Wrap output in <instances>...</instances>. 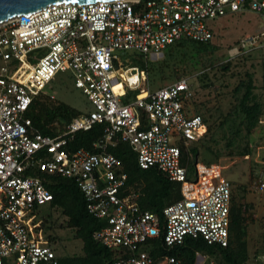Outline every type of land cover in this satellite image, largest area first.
<instances>
[{"label":"built area","instance_id":"2783aa9c","mask_svg":"<svg viewBox=\"0 0 264 264\" xmlns=\"http://www.w3.org/2000/svg\"><path fill=\"white\" fill-rule=\"evenodd\" d=\"M246 11L264 16V0L61 3L0 23V264H60L42 217L53 200L45 184L50 176L77 185L88 213L103 222L94 239L119 253L113 264H181L145 250L157 239L167 249L187 237L228 245L233 186L218 163L197 161L192 168L189 150L207 132L192 84L184 77L152 90L141 64L183 41L210 42L211 21ZM260 43L247 36L230 55ZM60 74H69L91 109L63 132L43 135L28 114ZM97 126L103 134L92 149H71L78 133ZM119 142L131 147L143 170L156 169L180 185L181 198L162 216L140 208L121 160L109 151ZM252 187L264 195L261 174ZM196 264L213 262L198 255ZM248 264H264V237Z\"/></svg>","mask_w":264,"mask_h":264},{"label":"rangeland","instance_id":"374dc122","mask_svg":"<svg viewBox=\"0 0 264 264\" xmlns=\"http://www.w3.org/2000/svg\"><path fill=\"white\" fill-rule=\"evenodd\" d=\"M210 24L214 38L207 49L186 44L150 57V86L157 90L181 78H189L200 103L199 109L211 127L204 141L197 145L200 152L198 160L223 166L224 179L233 186L236 208L242 211L248 225L247 240L252 250L264 236V195L252 189L255 177L258 174L264 177V16L246 11L228 14ZM247 36H258L262 39V46L232 59L231 50ZM146 61L143 59L141 65H146ZM226 65H229L228 69ZM249 75L255 85L250 103L261 104L263 111L259 125L251 133L246 129L239 107L245 86L237 89L240 83L248 81ZM67 76L69 74H60L48 85L43 99L64 103L79 114L88 112L91 106L87 97ZM53 125L58 130L65 123L59 119ZM246 150L250 154L248 159L244 155ZM197 154L196 150L191 152L193 163ZM42 212L52 214L46 225L53 224L50 233L57 237L55 245L59 254L67 257L83 255V242L76 238L75 230L66 227V218L61 210L46 206Z\"/></svg>","mask_w":264,"mask_h":264},{"label":"trees","instance_id":"16d2710c","mask_svg":"<svg viewBox=\"0 0 264 264\" xmlns=\"http://www.w3.org/2000/svg\"><path fill=\"white\" fill-rule=\"evenodd\" d=\"M208 43L183 41L166 48L164 51L186 44H194L200 49H207ZM149 59V57L146 58L145 69L150 82ZM222 68L228 69L229 65ZM242 86H245V93L240 101L239 107L244 115L246 129L251 133L259 125L263 111L261 104L250 103L253 97V91L255 90L251 75H249L248 81L246 83H240L237 89L242 88ZM42 95L33 101L28 116L32 119L36 129L43 135H54L58 132H63L65 126H61V128L55 130L53 124L57 120L63 119L66 125L77 115H80L79 112H76L77 110L64 103H55L49 99L44 100ZM194 105L196 112L203 117L204 122L207 124V132L201 141L202 143L211 130V127L208 119L199 109L200 103L196 100V94ZM102 134L103 129L101 126L95 127L90 132H80L71 143V149H92L93 143L99 140ZM193 150H196L198 154L197 160L194 163L192 161V168L199 161L198 157L200 155L198 146L190 148V153ZM109 151L121 160L124 170L128 175V185L139 194L138 203L143 211L162 216L163 210L167 206L177 202L181 198L180 185L171 181L164 173L156 169L143 170L138 164L136 153L128 144L119 142L115 147H111ZM209 151L212 152L211 150ZM244 155L249 156V150H246ZM216 160L218 159L216 158ZM45 184L53 193V200L47 205V208L60 209L62 215L66 218V227L75 230L76 238L83 242V255L71 257L61 255L60 264H113L117 261L119 255L117 251L108 249L94 239V233L101 229L103 222L88 213L85 197L77 185L72 180L59 176L48 177ZM236 203L233 191L230 238L226 247L209 245L203 238L194 239L187 237L179 247L167 249L162 247V240L157 239L150 245H147L145 250L155 258H161L165 255L174 256L180 260L181 264H196L198 255L206 256L209 263L213 262V264H248L252 254L264 236L250 250L247 240L248 225L246 224L242 211L236 208ZM42 217L44 227L50 233V230L53 229V224L47 226L46 222L51 221L52 214L43 213ZM49 238L54 243L57 239L52 233H50Z\"/></svg>","mask_w":264,"mask_h":264},{"label":"water","instance_id":"95a60500","mask_svg":"<svg viewBox=\"0 0 264 264\" xmlns=\"http://www.w3.org/2000/svg\"><path fill=\"white\" fill-rule=\"evenodd\" d=\"M98 1L115 0H0V23L9 19L38 12L41 9H47L54 4L78 3L86 4Z\"/></svg>","mask_w":264,"mask_h":264}]
</instances>
